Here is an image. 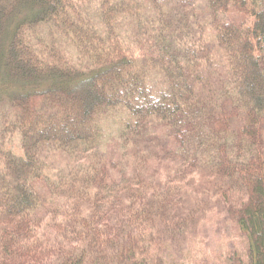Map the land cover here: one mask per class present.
<instances>
[{
  "label": "trees",
  "instance_id": "trees-1",
  "mask_svg": "<svg viewBox=\"0 0 264 264\" xmlns=\"http://www.w3.org/2000/svg\"><path fill=\"white\" fill-rule=\"evenodd\" d=\"M0 264H264V0H0Z\"/></svg>",
  "mask_w": 264,
  "mask_h": 264
},
{
  "label": "rangeland",
  "instance_id": "rangeland-1",
  "mask_svg": "<svg viewBox=\"0 0 264 264\" xmlns=\"http://www.w3.org/2000/svg\"><path fill=\"white\" fill-rule=\"evenodd\" d=\"M217 235V239H218V234H217V231H215L214 229H211L210 230V233H209V236H208V239L213 242V241H216L220 246L219 248H221V246L224 245V242L221 240V241H217V240H214V237Z\"/></svg>",
  "mask_w": 264,
  "mask_h": 264
}]
</instances>
